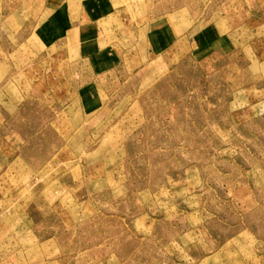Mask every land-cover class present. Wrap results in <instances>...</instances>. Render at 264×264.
Returning a JSON list of instances; mask_svg holds the SVG:
<instances>
[{"label": "rangeland", "instance_id": "1", "mask_svg": "<svg viewBox=\"0 0 264 264\" xmlns=\"http://www.w3.org/2000/svg\"><path fill=\"white\" fill-rule=\"evenodd\" d=\"M0 264H264V0H0Z\"/></svg>", "mask_w": 264, "mask_h": 264}]
</instances>
